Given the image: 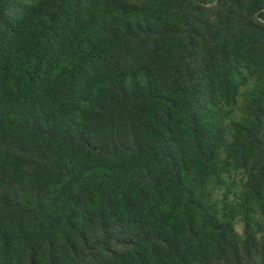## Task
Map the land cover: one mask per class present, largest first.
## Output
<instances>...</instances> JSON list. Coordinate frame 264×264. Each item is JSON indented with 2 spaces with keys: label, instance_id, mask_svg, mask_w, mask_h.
I'll use <instances>...</instances> for the list:
<instances>
[{
  "label": "trees",
  "instance_id": "obj_1",
  "mask_svg": "<svg viewBox=\"0 0 264 264\" xmlns=\"http://www.w3.org/2000/svg\"><path fill=\"white\" fill-rule=\"evenodd\" d=\"M215 1L0 0V264H264V0L211 23L199 70Z\"/></svg>",
  "mask_w": 264,
  "mask_h": 264
},
{
  "label": "rangeland",
  "instance_id": "obj_2",
  "mask_svg": "<svg viewBox=\"0 0 264 264\" xmlns=\"http://www.w3.org/2000/svg\"><path fill=\"white\" fill-rule=\"evenodd\" d=\"M41 1L42 0H27V7L29 9L33 8ZM253 1L254 0H216L214 3L204 7V15H200V24L192 29L194 32L193 35L197 39L198 49H200L199 70H203L210 65L209 60L205 58V53L208 54L210 48L217 42V37L211 27V23L217 21V18L221 20L227 17L237 28L245 31V29H248L250 24L253 23V20H248L249 17L246 13L249 3ZM254 18L264 23V9L257 13ZM255 86V79H250L245 85L240 87L238 102L235 107L230 109L229 119L226 120V125L230 124L232 120L241 118L246 96ZM246 183L247 175L243 169H233L225 173L222 176L221 183L215 178L210 180L208 184L210 199L213 206L221 215L230 214V210L236 204L240 203ZM255 218L258 220L259 226L261 227V235L264 236V214L258 211ZM234 229L237 234L240 236L243 235L245 225L242 216L235 218Z\"/></svg>",
  "mask_w": 264,
  "mask_h": 264
}]
</instances>
